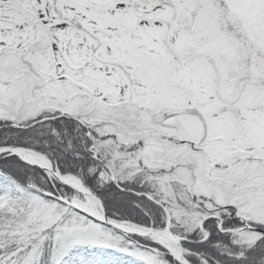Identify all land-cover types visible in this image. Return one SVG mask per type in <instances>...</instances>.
<instances>
[{
  "label": "snow or ice",
  "instance_id": "6c2138e0",
  "mask_svg": "<svg viewBox=\"0 0 264 264\" xmlns=\"http://www.w3.org/2000/svg\"><path fill=\"white\" fill-rule=\"evenodd\" d=\"M0 264H264V0H0Z\"/></svg>",
  "mask_w": 264,
  "mask_h": 264
}]
</instances>
